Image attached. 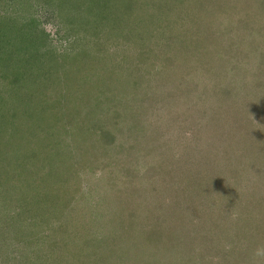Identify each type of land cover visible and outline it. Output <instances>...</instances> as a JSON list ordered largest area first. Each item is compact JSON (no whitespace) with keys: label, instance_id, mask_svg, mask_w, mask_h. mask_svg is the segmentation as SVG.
<instances>
[{"label":"rangeland","instance_id":"374dc122","mask_svg":"<svg viewBox=\"0 0 264 264\" xmlns=\"http://www.w3.org/2000/svg\"><path fill=\"white\" fill-rule=\"evenodd\" d=\"M139 1L131 0V5L138 2L137 7L127 8L124 4L110 0H0V111H9L12 121L14 113H17L16 124H20L16 127L17 136L25 137V134L26 137L35 139L37 144L43 142L46 150L39 144L37 149L48 161L51 158L49 154L56 153L55 150L68 151L78 140L79 144L87 147L95 145L97 141L100 147V140L105 142L104 131L114 136L110 150L96 147L94 151H89L92 156L87 161L76 157L75 166L67 158V164L64 165L65 155L56 154L57 159L60 158L63 163H57L59 172L64 166L65 170L74 167L76 171L72 176L68 174V181L71 179L70 188L75 195L70 203L74 212L86 213V209L94 212L96 207L90 205H95L96 202L99 203L98 207H105V204L110 203V197L117 196L108 192L107 187L111 188L112 183L116 182L119 189L124 184L135 193L136 199L140 196L143 201H149V204H139L136 201V208H132L134 214L126 215H133L130 230L136 229L135 227H145L146 231L155 228V231L162 234V231L175 227L173 232L181 230L182 235L190 234L198 240L186 244L185 249L193 251L189 252L190 255L186 253L181 264H233L234 261L238 264L239 257L260 264L264 255H257L260 250L248 249V244L259 238L264 242V226L261 222L260 226L254 223L257 219H264V212H258L260 215L257 216V205L247 203V200H251L253 204H264V117L258 115L261 108L256 106V110H244L243 117L250 114L247 123L245 120L238 121L237 118L241 111L238 107L254 102L256 94L262 90L264 92V83L258 80L257 85L253 81L255 77L249 76L246 79L250 83L249 87L236 73L241 64L238 58L240 49L247 53L246 49L241 48L240 44L233 49H222L220 45L224 42L222 37L237 38L245 33L241 40L254 39L257 44L255 47L258 48L257 62L261 72H264V8L259 6V3L264 6V0H261L262 3L260 0H256L257 3L255 0H204L207 5L199 6L200 15L197 12V16L191 17L189 13L180 16L177 8L181 0H143L148 7L149 4L163 5L165 18L148 16L149 12L144 10L143 5L140 8ZM187 1L190 5L194 0ZM161 11L162 8H157L151 14H160ZM201 16L204 20L193 26L194 21ZM113 18L118 22L124 20L130 31L123 33L122 30L127 29L122 25V29L116 30ZM240 21L248 23L250 29L242 30L238 35H229L230 29L237 27ZM256 24L258 27L255 29ZM153 28L159 32L149 33L148 30ZM205 36L207 39L213 38L212 51H206L208 58L213 61L208 64L207 57L198 60L186 50L182 55V73L176 64L180 62L177 50L181 53L183 41L194 44L197 43L196 40H204ZM230 42L232 41H225L226 47ZM249 43L246 42L250 45ZM7 49L12 52L10 57L3 51ZM145 51L146 61H135L137 54ZM26 53L32 56L30 59L33 64L29 66L32 73L31 84L38 87L34 91L20 86L24 82L21 76L24 65L17 62L27 56ZM15 55L17 59H13ZM97 56H102L103 62L91 64L94 71L86 79L74 72L81 65L94 61L93 58ZM162 68L165 77H172L170 82L168 79H160V82L157 80L158 74L154 72L157 73ZM82 69L79 68L80 71ZM252 70L255 71L256 67ZM140 76L154 82L144 104L148 110L143 113L142 122H135V126L134 119H131V114L127 111L126 98L133 100L131 84ZM173 76L178 80L176 86H171L174 84ZM230 83L238 90L228 94L229 99L226 100L223 98L221 85L229 86ZM72 85L77 87L74 96L72 95L73 100H77L79 91L84 89L93 90L95 99L91 97L87 106L77 102V111H72L69 99L64 95L65 88ZM143 85L148 86L145 82ZM153 95H156L155 99ZM4 98L9 99L5 108L1 106ZM228 112V128L238 127L240 123L246 126L247 136L239 134L238 138L248 140L240 146L241 141L234 145L236 142L231 143L228 135L216 129L219 117ZM89 124L91 125L88 126ZM87 126L89 134L84 132L82 140L80 136ZM4 127L0 122L1 131ZM101 127L103 131H100ZM68 128L72 131L67 132ZM141 129L143 133L139 134L140 139L132 137V130L136 132ZM29 131H34L35 134L28 133ZM73 132H77L80 139L76 140ZM250 133H255L254 140L249 136ZM231 144L241 148L224 152V147ZM23 149L18 157L23 158L26 153L27 156L29 153L32 155L30 147ZM241 151L244 156L240 160L236 163L228 161L229 155L238 157ZM17 156L15 157L20 162ZM20 164L23 166V163ZM24 166L28 171L34 167L28 160ZM38 172L43 176L44 173H50L48 168ZM54 174L52 175L57 182L61 175L58 171H54ZM43 184L49 187L45 181ZM64 188V183H60L59 190L64 192ZM0 190H3L2 187ZM70 192L71 190L69 193L67 190L64 192L67 199L73 197ZM11 196L14 197L15 194H6L9 198L5 201L6 204L11 203ZM22 206L21 204L20 209ZM63 206L64 204L61 208L55 206L50 209L41 206L40 209H35L37 212L34 215H29L25 208L20 210L13 207L15 213V209L21 211L17 214L19 219L28 218L31 224L24 225L16 234L9 230L0 232V238L6 237L5 245H0V264H67L77 245L80 247L78 251L83 255L80 264H103L109 258L112 248L109 251L105 246L102 249L92 247L94 245L85 246L90 243L85 237L94 232V229L88 227L94 221L93 216L89 212L84 221L63 217L67 225L64 231L60 226L56 227V218H59ZM218 221L226 227L230 226L228 234L219 235L214 230V224ZM10 222L9 217L8 223ZM162 222L171 224L163 227ZM235 228H239L237 232ZM39 229L40 232L46 231V240L42 243L34 240L36 235L33 234L39 232ZM28 234L30 240L33 238L31 242H34L30 245L23 240ZM178 240L173 239V247L169 250L165 248L162 252L169 253L171 250L184 248L180 240L177 245ZM114 243V247L118 248H114L117 250L116 255H111L112 259L108 264H130L127 256L122 253H126V246L135 248L136 242L124 236ZM53 244L58 246L55 249L57 253L60 252L56 254L58 260L49 257L53 254ZM119 256L124 258L117 261ZM162 258L163 256L159 260L162 261Z\"/></svg>","mask_w":264,"mask_h":264},{"label":"trees","instance_id":"16d2710c","mask_svg":"<svg viewBox=\"0 0 264 264\" xmlns=\"http://www.w3.org/2000/svg\"><path fill=\"white\" fill-rule=\"evenodd\" d=\"M111 1L114 3L117 2V4H124V6H127V8L131 7V6L137 7L136 3H138V2H136L133 5H131V0H110V2ZM174 1H178V0H174ZM205 1L204 0H194L189 5V1L181 0V4L178 6L177 10L179 11L181 17L185 16L187 13H189L190 17L192 15H196L197 12L200 15L201 9L199 6L207 5V4H205ZM254 2L257 3L256 0ZM260 2L262 3L261 0H260ZM139 3H140V8H142V5H143L144 10L146 12H149L148 16L164 17L163 5L162 6H158V5L154 6V4H152V5L149 4V7H148V4L146 2L144 3L143 0H140ZM259 6H260V8H264L263 4L259 3ZM133 7H131V8H133ZM145 7H146V9H145ZM88 8H90V7L88 6ZM157 8H162L161 13L160 14L157 13L156 15L151 14V13H155L154 11H156ZM164 18H162L161 20H164ZM203 20L204 19L202 16H201V18L198 17L194 21L193 26L195 24H200L201 21H203ZM113 23H114L116 30L122 29V27H121V25H122L124 28L127 29L126 31L122 30L123 33H127L128 31H130V27H128L125 24L124 20H123V22H118L114 19ZM154 24H156V22H154ZM129 25H130V23H129ZM236 26L237 27H234V29H230V33H228L229 35H231L232 33H234V34L237 33V35H238L240 31H242V30L248 31V28L250 29L249 24L248 23L246 24L245 21L238 22V25H236ZM256 27H258V24H256L255 29H256ZM235 28H237L238 30ZM148 32L151 34H153V33L157 34L156 32H159V30L156 31V29L153 28V30H151V31L148 30ZM0 34H1V32H0ZM237 35H235V36H237ZM244 35H245V33L242 36H238L237 38H226V36L224 38L222 37V40L224 42H223V45H220V46H222V49L223 48L233 49L234 47H236L240 44L241 48L246 49L248 51L247 53H244L243 50L240 49L241 53L238 54V58H239V61L241 63L239 66L241 69L236 66V68H239V69H237V70L235 69V70H236V73L240 75L241 80L243 82H246L247 86L251 87L250 83H248V81L246 79L249 76L255 77L253 79V81L257 82V85H259L258 80L263 81V83H264V72H261L262 69L259 66L260 65L259 62H257L258 57L256 58V56L258 54V48L255 47V46H257L256 42L254 41V39H251L249 41L241 40V38ZM217 39H218V37H217ZM219 39H220V37H219ZM196 41H197V43H194V44L186 43L185 41H183L184 48H183V50H181V53H180L179 49L177 50V57L179 58L180 62H177L176 64L178 65V67L182 71V73H184V62L182 61V55L186 52V50H189L188 53H192V56H194L198 60H200L201 58H204V59L206 57L208 58V54H207L208 50L212 51L211 44H212L213 38L209 37L207 39L205 36L204 40L199 39ZM225 41H232V42H230L229 46L226 47ZM246 42H248V43L250 42L249 43L250 45L246 44ZM254 42H255V45H254ZM168 46H169V44H168ZM25 50H27V49L25 48ZM3 51L6 52V55L8 54L7 57L11 56L12 52H10V49L3 50ZM204 51L205 52L207 51V52L204 53ZM146 52L147 51H145L144 53L139 52L137 54V56L134 58L135 61H139L140 63H142V62L144 63L146 61V55H145ZM96 53H95V55H96ZM26 54H27V56L23 57L22 59L18 60V62H17V64H20V62H22V64L24 65V67L21 70V73H22L21 76L24 78V82L22 84H20V86L28 87L30 90L34 91V90H37L38 87H36V84H31V80H32L31 74L32 73H30L31 70L29 69V66H32V64H33V63H31V59H30V57H32V56L31 55L29 56L28 53H26ZM197 54L199 56H196ZM206 54H207V56H206ZM85 56L88 58L87 53L85 54ZM13 59H17L16 55L14 56ZM93 59H95V60L90 61L85 66L81 65L80 67L77 68L78 70H79V68H83L81 71L80 70L79 71L74 70V72L77 75L81 74V77L86 79V77L94 71L91 68V64L97 65V62L98 63L103 62L104 58L102 56H97V57H94ZM211 61H213V60L211 58L210 59L208 58L207 63L209 64V63H211ZM167 66H170V68H172L171 65L168 63H167ZM250 67H252V68L250 69ZM254 67H256L255 71L252 70V69H254ZM23 69H25V70H23ZM114 69H116V68L114 67ZM235 70L233 71V73H235ZM114 72H116V71H114ZM118 73H119V71H118ZM154 74H158L157 80H159V82H160V79L162 81L165 79H168L169 82L172 80L171 76L170 77L164 76L163 68L158 70L157 73L154 72ZM140 77L141 78L134 79L133 84H131L132 87H131L130 93L133 95V100H132V98H130V100H129V98L127 99L125 97L127 100L126 101L127 111H129L128 114L129 113L131 114L130 117H131V119H134V123L135 122L141 123L142 118H143V113L146 112L145 110H148L147 107L144 106V104L148 98L147 96L150 93L149 90H151V87H153L152 83L154 82V81L152 82L147 77H145V78H143V76H140ZM174 77L175 76H173L174 84H171V86H176V83L178 82L177 78H174ZM15 80L13 82H15ZM144 82L147 83L148 86L143 85ZM251 85H254V83H252ZM221 87H222L221 88L222 92L224 93V94L222 93L224 96L223 98L226 100L229 99V98H227L228 94L236 93L238 90L234 86V84H231V83L229 84V86L221 85ZM67 88H65V91H66V93H69V95L67 96L66 93L64 95L69 99L68 101L71 104L70 107H71L72 111H75V110L77 111V109H78L77 108L78 106H76L77 102L79 104L82 103L81 105L83 106V105H86V103L91 99V97L92 98L94 97V99H95V94H94L93 90L87 89L88 90L87 91L86 89H84L83 91L82 90L79 91L80 96L77 95L78 99L73 100L72 95L74 96L77 87L72 85L71 87L67 86ZM16 94H19V93H16ZM11 96H12V94H11ZM155 96L153 95L154 99H155ZM216 96H215V98H216ZM7 103H9V99L4 98L1 101V106H3L5 108ZM256 106L261 108L260 110H258L259 111L258 115H262L264 117V92H263V90L259 91V93L256 94V100L254 102H252L250 104H246V105L243 104L240 107H238V109L240 108L241 111H240V115L238 116L237 120L241 121V122H243V120H245V123H247V117L250 114L247 115L246 117H243L244 110L245 111H249V110L253 111V110H256ZM139 108L142 109V112L140 111L141 109H139ZM71 110L69 111V113L71 112ZM64 111L66 113V109ZM80 111L83 112L82 109H80ZM14 114H15V118L12 121L9 118L10 117L9 111H7L6 113H4V110L0 111V122H1V124L5 125L4 130H2V131L0 130V187H2V189H3V190H0V232L1 233H3L5 230H9V231H11V233L16 234L17 232H20L19 229L21 227H24V225L29 226L31 224V222L28 218L19 219V216H17V214H19V211L22 210L23 208H25L29 211V213H30L29 215H34L37 212L36 210L40 209L41 206H47L48 209H50V207H55V206L56 207L59 206V208H61L62 204H64V206L62 207V209L59 212V218L58 217L56 218V220H57L56 221L57 222L56 227L60 226V228L65 231L67 228V225H65V220L62 219L63 217L66 216V219H68L70 217V219L74 218L75 220L81 219V221H84L85 219L88 218L87 214L90 212L89 215L93 216L94 221L92 220L88 227L94 229V232L92 233L93 235L85 237V239H87L88 243L90 242L89 244H86L85 246L90 247L91 245H94L92 247L101 248V249L103 246H105V247L109 248V251H110V248H112V250L109 254V258L105 262H103V264H108L109 261H111L110 258L112 259V257L116 255L117 250H115L114 248H118V247H114V244H115L114 241H119V240L123 239L124 236H126L128 238H132L133 242L134 241L136 242L135 248H132L131 246L130 247L126 246V247H124L126 253L125 254H124V252L122 253V255H124L125 257L127 256L126 259L129 260L130 264H162L163 262H164V264H181L180 262L184 258L186 253L188 255H190L189 252H191L193 250H191V251H189L190 249L186 250L185 249L186 244H192V242L195 243L198 240L195 239L190 234L187 236L182 235L181 230H179L177 232H173L175 227H173L172 229H166L165 228L166 231L165 232L162 231V234L159 231H155V228L149 229L148 231H146L147 228H145V227H141V228L135 227L136 229L130 230V224H131V222L134 221V220H132L133 215L128 216V217H126V215H130L129 213L134 214L133 213L134 211H132L133 210L132 208H136V207H134V205H136L135 204L136 201L138 203L140 202L139 204H149V201H143L144 199L141 198L140 196H139V198L136 199L137 196H135V193L133 191L131 192L130 190H128L130 187L126 186L124 184H123L124 187L119 188V189H118L116 182L112 183L111 188L107 187L108 192H110L114 195H117V196L110 197V199H109L110 203L105 204V207H102V208L98 207L97 204H99V203L96 202L95 205H90L92 207L93 206L96 207V210H94V212H93V210H89V209H86L87 211L85 210L86 213H81L80 211L77 213L74 212V210H73L74 208L70 203H71L72 199L75 198V195L73 194L72 188H70L71 187L70 186L71 179H70V181H68V179L70 178L68 176V174H70V176H72V174H74V172H76V171H74V167H71V169L65 170L64 169L65 166H64V168L61 170V172H59L60 169L58 168L57 163H60L61 165H63V163H64V165H66L67 164L66 158H67V160L71 159L73 161V165L75 166L77 158L78 159L85 158V161H87L88 160L87 158L89 156H92V154H91L92 152L89 153V151H94V149L96 147L97 148H105L106 147L107 149L110 150L111 145H113V143H114V136L112 134H110L108 131L103 132V136L105 137V142L100 140V144H101L100 147L97 145V141H95L96 146L93 145L91 147H87V146H84L83 144H79L80 140H78L76 142V145L71 147V149H69L68 151L55 150V151H57L56 153L53 152L54 154H49V156L51 157L49 159V161H51V163H50L47 160V157L45 155H43V153H42V155H40V153L37 149L38 148L37 145L39 143L37 144L35 139H32L31 137L30 138L26 137L27 135H25V134H23L25 137L17 136L16 127H18L20 124H16V121H17L16 114L17 113L15 112ZM24 114L25 113H22V115H24ZM229 117H230L229 112L227 113V115L219 117L218 124L216 125V129L221 130L225 133V135H228L231 143L236 142V144H234V145L238 144L237 141H241L239 144V146H240L242 144V142L244 143L245 141L248 140V138L246 140L238 138L239 134H243V135L247 136V130L245 129L246 126H245V124L241 125V123H240V126H238V127L234 126L233 128L232 127L228 128L227 121H228ZM136 123H135V126H136ZM90 125L91 124H89L88 126H90ZM88 126H87V128L84 129L80 138L85 134L84 132H86V131L89 134L90 130H89ZM242 129H244L246 131H243ZM133 130H132L131 135H132V137H135V139L139 138V134L143 133L142 129L138 130L136 132H133ZM66 131L70 132L72 130H71V128H68ZM100 131H103L102 127L100 128ZM28 133L35 134L34 131H29ZM90 133L93 134L92 132H90ZM95 133H96V131H95ZM73 134H76V138H75L76 140L80 139L77 136V135H79V134H77V132L76 133L73 132ZM254 135H255V133H254ZM254 135H253V133L249 134V136L252 138V140L255 139V137H253ZM36 136L39 137L38 134H36ZM141 137H142V135H141ZM82 140H83V137H82ZM62 143L63 142L61 141L60 144H62ZM42 144H44V143L42 142L41 144H39V146L41 148L45 149ZM31 146H33V147H31ZM24 147L25 148L30 147V149H32V155L29 153L28 156H27L26 150L24 151L26 153V156H22V157L26 161L23 158L17 156V155H19L20 151L24 150L23 149ZM236 148L240 149L241 147L232 146V144H231V145L224 147V152H227L229 150L232 151ZM125 149H127V152L129 151L128 148H125ZM50 151H52V150H50ZM220 151H221V149H220ZM14 152H16L15 155H14ZM58 153H62V155H65L63 163L60 161V158L57 159L56 154H58ZM84 153H86V154H84ZM216 154H217V152H216ZM15 156H17L19 158L20 162H18V160L16 159ZM243 156H244V153L241 151V154L238 157L233 156V155H229L230 159L228 161L230 163H236ZM42 157H43V163L40 164ZM8 160H10V162ZM27 160L34 165V167L32 169H30L29 171H28V168H26L24 166L27 163ZM55 160H57V162H55ZM20 163H23V166ZM55 165L57 167H55ZM45 168H48L50 173H44L45 176H43L40 172H38V170H42ZM54 171L55 172L58 171V174L61 175L57 178L58 179L57 182L54 179V175H56V174H54ZM21 174L23 176H21ZM52 174H54V175H52ZM39 176H41V178H40L41 180L38 178ZM44 181L48 184V186H49L48 188L43 184ZM58 183L59 184L64 183V187L66 188V189L65 188L64 189H65V191L67 190L68 193H69V190H71L70 193L73 196V197H71V199H67V197L64 196L65 191L62 192L61 190H59V184ZM117 191H119V192H117ZM118 193H119V195H118ZM6 194H13V195L15 194L14 197L13 196H11L12 198L10 197V200H11L10 204H6L7 202L5 203V201H7L9 199L6 197ZM240 195H241V193L238 194L239 199H240ZM127 202H129V203L126 204ZM247 203H250L252 205H257V207L254 206L257 208L256 210H258L257 212L255 210V214L257 216L260 215L259 213L264 212V204L263 205L253 204L252 201L249 199L247 200ZM21 204L23 206L20 209ZM118 204H120V205H118ZM121 204H125V205H121ZM223 206H224V208L223 207L222 208L224 210L225 204H223ZM13 207H17L20 210L15 209V210H17V212L15 213ZM27 207H29V208H27ZM85 208H86V206H85ZM240 208L244 209L242 206ZM218 212L220 213V210H218ZM9 217L11 218L10 223H8ZM260 217H262V216H260ZM31 218L32 217L30 216V219ZM136 219H137V217H136ZM165 219L166 218L164 217V221H165ZM28 220H29V222H27ZM218 222L216 224L217 226L214 224V230H216L219 235L220 234L224 235L225 233L228 234V231H229L228 229L230 228V226L227 225V227H226V225H224V223L222 224L221 221H218ZM260 222H261V225L264 226V224H263L264 219H262V218H260V220L257 219L254 223L257 226L260 224ZM177 223L178 222H176V224ZM170 224L171 223H166V222L161 223V225H163V227H167ZM179 227L182 228L181 226H179ZM60 228H58V229L60 230ZM238 229L239 228H235L236 232ZM42 231L40 232V229H39V232L33 234V235H36V237L34 238L36 243L37 242L42 243L43 240H46V239H44V233L46 231H43V232ZM152 231H155V232H152ZM39 233H40V235H39ZM156 234H157V237H156ZM174 234H178V235L175 236ZM175 238L180 240V243L184 245V248H182L181 250L174 249V250L169 251V253L162 252L165 250V248H167L169 250L173 247L171 244L173 242V239L175 240ZM32 239L33 238H31V240ZM23 240L26 243H28L29 245L34 243V242H31V240L29 238V234L25 238H23ZM179 240L177 241V243H178L177 245H179ZM187 241L189 243H186ZM4 243H6V237L2 236V238H0V245L2 246ZM106 243H108V245H106ZM100 245H102V246L100 247ZM159 246L163 247L164 249L160 248ZM51 248H52L53 254H51L49 257L52 258L53 260L54 259L58 260L56 257V254H60V252L57 253V251L55 250L56 248H58V246L56 244H53L51 246ZM79 248L80 247L78 245L75 246V249L73 250V253H72L73 256L71 257V260L69 262L67 261L68 262L67 264H76L78 261H79L78 264L81 263L80 259L83 257V255L80 251H78ZM250 248L254 249L255 251H257V250L264 251V242L260 238L255 239L254 242H250L248 244V249H250ZM48 253L49 254L51 253L50 249H48ZM48 253H46V254H48ZM118 254H120V251H118ZM111 255H112V257H111ZM161 256H163V258H162L163 262L161 260H159V258L161 259ZM76 257H78V258H76ZM119 257L120 258L117 261H120L121 258H124L122 256H119ZM73 259H78V260L76 262H74V261H72ZM244 260L247 262L246 263L242 262ZM244 260L241 257H239L238 264H256L255 262L248 261L246 259H244ZM261 261L262 262H260V264L264 262L263 259ZM233 264H237V262L234 261Z\"/></svg>","mask_w":264,"mask_h":264},{"label":"clouds","instance_id":"9594fccd","mask_svg":"<svg viewBox=\"0 0 264 264\" xmlns=\"http://www.w3.org/2000/svg\"><path fill=\"white\" fill-rule=\"evenodd\" d=\"M257 255H264V251H258Z\"/></svg>","mask_w":264,"mask_h":264}]
</instances>
